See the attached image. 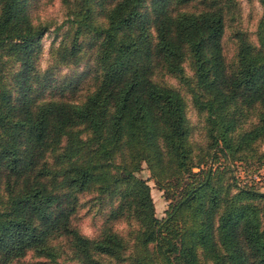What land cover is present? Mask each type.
Returning a JSON list of instances; mask_svg holds the SVG:
<instances>
[{
    "label": "trees",
    "instance_id": "1",
    "mask_svg": "<svg viewBox=\"0 0 264 264\" xmlns=\"http://www.w3.org/2000/svg\"><path fill=\"white\" fill-rule=\"evenodd\" d=\"M61 1L70 36L53 60L94 63L75 101L40 93L49 25L31 0H0V264H67L62 241L76 264H264V190L247 177L264 165V0L252 33L232 29L229 58L236 0ZM157 71L186 88L202 142ZM143 163L169 200L161 217ZM86 193L103 215L93 236L74 222Z\"/></svg>",
    "mask_w": 264,
    "mask_h": 264
},
{
    "label": "rangeland",
    "instance_id": "2",
    "mask_svg": "<svg viewBox=\"0 0 264 264\" xmlns=\"http://www.w3.org/2000/svg\"><path fill=\"white\" fill-rule=\"evenodd\" d=\"M236 1L237 4L235 6L238 7V15L235 19H232L227 15L226 31L224 34V50L228 58L231 57L234 48L231 36L232 29L236 26H240L252 33L261 13V6L257 0ZM192 7L194 8V6ZM29 9L35 23L42 22L49 25L48 30L41 37V52L38 55L37 67L39 69L40 79L42 80L44 76H46L47 79L50 78L51 85H47L43 88L40 92L41 95L44 97L54 96L64 99L66 98L74 101L82 99L90 87L94 73V63L89 56V53H81L80 59L77 63L58 64L53 60L54 47H56L60 41H67L70 36L67 25L58 28L62 23V20L66 18L65 5L61 0H31ZM82 41L84 43L82 51L87 50L90 42L89 38L84 37ZM186 70L187 72H190L188 67ZM154 78L157 81L166 82L178 87L185 94L187 98V114L194 126L193 138L202 142L204 136L200 116L193 108L190 97L186 92V88L182 86L176 78L167 73H163L162 71H157L154 74ZM260 148L264 149V141L260 143ZM142 166L139 174L147 179L155 206V214L158 217H161L164 215L169 200L165 197L163 190L159 189L154 180L150 177L146 165L143 163ZM237 171L240 176H243V174L246 173L241 167L237 168ZM260 173L261 175L259 176L250 174L247 177H256L259 180L260 188L264 190V165L261 168ZM91 195L92 194L89 193L81 195L80 202L84 201V203L77 209L74 218V222L80 231L88 236L95 235L96 229L103 219V215L101 212L97 211L96 205H91ZM119 228L123 231V227L118 226V229ZM61 243L64 253H62V256L59 257V259L64 258V261L67 264H76L75 260L66 258L67 254H69V249L66 248L63 241ZM38 259L39 258L35 257L32 252H28L14 264H33V262Z\"/></svg>",
    "mask_w": 264,
    "mask_h": 264
}]
</instances>
